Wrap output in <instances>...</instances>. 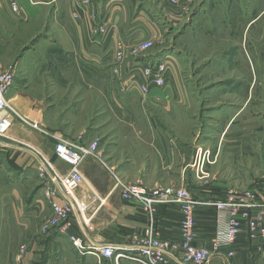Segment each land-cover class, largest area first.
Returning a JSON list of instances; mask_svg holds the SVG:
<instances>
[{
    "label": "crops",
    "instance_id": "0c3cea01",
    "mask_svg": "<svg viewBox=\"0 0 264 264\" xmlns=\"http://www.w3.org/2000/svg\"><path fill=\"white\" fill-rule=\"evenodd\" d=\"M10 1L0 0L5 23L12 29L18 21L40 24L46 32L39 36L44 39L43 47L54 51L44 55L43 60L59 61L58 70L53 66L51 72L46 67L47 75L58 77L59 83L53 81V87L37 90L35 98L31 97L37 107L53 109L51 115L46 111L38 116L36 123L45 126L52 122L53 130H44L48 135L86 145L98 142L96 157L86 159L80 166L84 183L77 195L86 203L96 196L93 207L101 205L94 214L86 213L85 224L72 218L62 228L42 233L41 225L51 217L52 210L43 196V183L36 168L46 157L13 145L19 135L14 127L0 138V264H136L128 258L115 261L80 253L69 239L80 237L85 247L122 245L123 253L131 255L132 238L143 234L148 219L138 203L121 199L113 189L112 174L122 182H140L145 188H185L193 200L201 203L194 213L199 237L194 246L207 245L217 215L205 203L224 201L229 192L237 189L235 178L217 166L224 139L229 136L225 130L233 126L238 108L232 105L218 112L226 115L234 110V115L224 121L225 128L218 135V127L214 129L209 139L202 126L205 116H198L204 109V97L195 95V87L181 83V68L173 57L149 60L125 53L123 63L116 65L114 52L118 43L131 46L162 41L163 33L154 14L155 0H15L18 15L10 11ZM195 4L192 0H158L159 9L166 13L171 26L183 23L188 30L181 34L182 43L190 39L189 30L198 26L218 27L222 34L203 35L200 31L191 36L196 38L192 40L195 43L202 37L206 43L220 44V36L234 38L239 30L243 40L238 53L244 54L245 48V56H252L247 37L252 29L264 30V0H204ZM74 13L77 18L72 17ZM91 16L95 20L91 21ZM94 27H103L105 32L92 33ZM160 59L167 65L165 87L153 88L145 97L139 92L145 79L135 68L154 65ZM112 72L117 81L108 84L107 77H112ZM125 75L127 81L121 87L120 79ZM130 79L136 86L126 87ZM229 89L223 100L232 98ZM213 96H209L210 103L216 100ZM214 104L210 107H221ZM207 118L213 119L210 115ZM221 123L218 118L216 124ZM196 149L209 154L208 160L215 159V163L204 165L209 174L207 181L196 180L195 170L190 168ZM231 155L228 152L230 159ZM57 162L53 166L58 171L68 169ZM54 201L63 203L61 197ZM179 218L176 205L157 208L156 226L164 240L178 242ZM228 249L220 250L211 264H264V240L250 239L245 231L239 233L229 249L233 257L227 256Z\"/></svg>",
    "mask_w": 264,
    "mask_h": 264
},
{
    "label": "rangeland",
    "instance_id": "374dc122",
    "mask_svg": "<svg viewBox=\"0 0 264 264\" xmlns=\"http://www.w3.org/2000/svg\"><path fill=\"white\" fill-rule=\"evenodd\" d=\"M199 1L203 2L204 0H192L193 4L196 3L195 5ZM154 3L157 7L154 14L161 27L163 39L161 42L156 40V43L151 41L150 48L139 56L149 60L172 59L171 57H173L180 65L181 83L186 87H195V95L199 94L204 97L201 102L204 109L198 116L200 118L205 116L202 125L205 126L204 132L208 135L205 137L209 138V135L213 134L214 129H217V127L218 131L215 133L218 135L225 128L226 122L224 121L234 115V110L231 114L226 115H218L219 111L224 112L223 109L229 106H237L238 113L234 117L233 126L230 130H225L226 133L229 131V136L224 139L225 142L222 145V154L217 168L228 171L230 177L235 178L236 191L255 188L264 177V30L252 29L250 31L246 44L250 48L252 56L248 57L245 56V52L248 53L245 48L244 54L238 53L243 40L239 30H237L234 38L220 36V44L206 43V39L202 37L199 42L195 43L192 40H196V38H191V36L200 31L203 35L222 34L218 27L211 26L210 28L201 29L198 26V29L189 30L188 38L190 39L186 38L187 40L182 43L181 34L188 30L183 28V23L172 27L166 19V13L159 9L158 0H155ZM5 22L2 13L0 14V66L2 68H15L14 85L10 91V97L18 96L10 102L13 109V124L19 130V135L12 144L25 147L38 157L39 155L40 157H46L47 161L55 166V163L58 162L51 152L55 141L38 130L40 128L50 132L53 130L54 124L52 122L45 126L40 123L36 124L38 116L46 114V111L51 115L53 109L37 107L36 102L31 97L35 98L37 90H42L44 87H53L51 85L53 81L58 80L59 83L60 79L47 75L49 71L46 70L47 67L52 72L53 66L57 69L59 61L43 60L44 55L52 54L54 51L51 48L43 47L44 39L39 36L42 33L46 34V32L40 24L33 21H18L17 26L12 29ZM245 41L246 36L244 37ZM161 59L156 64L150 65V67L154 68L162 63L164 72H166L167 65L164 62L160 63ZM114 72H112V77H107L108 84H113L114 80L117 81ZM120 80V86L122 87L123 82L127 81L126 75ZM130 86L127 83L126 87ZM228 89L231 90L232 98L230 100H227ZM225 94L227 97L226 100H223ZM211 95H214L213 97L216 99L213 103L209 102V100H212L211 97L209 98ZM29 100L33 101V106H30ZM214 103L221 105V107L211 108L210 104L215 105ZM208 115L212 116L213 119H208ZM215 117L220 118L222 123L216 124L218 118L214 120ZM35 124L37 128H34L33 125ZM10 133L11 130H8L6 136ZM197 150L199 149H196V152ZM196 152L193 163L196 161ZM228 152L232 154L231 159L227 156ZM214 160L208 161L212 164ZM190 180L194 189L197 190V186L193 184V179ZM179 188L181 187L157 186L145 189L147 191L160 190L164 192ZM140 209L144 213L141 206Z\"/></svg>",
    "mask_w": 264,
    "mask_h": 264
},
{
    "label": "built area",
    "instance_id": "2783aa9c",
    "mask_svg": "<svg viewBox=\"0 0 264 264\" xmlns=\"http://www.w3.org/2000/svg\"><path fill=\"white\" fill-rule=\"evenodd\" d=\"M9 8L13 14H19V6L15 0L10 1ZM72 17L77 18L78 16L74 13ZM90 20L95 19L91 16ZM91 31L101 34L105 32L103 27H94ZM151 45V41L131 46L118 43L114 52L116 65L123 63L125 53L129 57L137 58ZM135 69L140 71L139 73L145 79V85L139 86L141 95L146 97L150 94L151 89L165 87V72L162 63L154 68L150 65H139ZM14 79V67L2 68L0 66V138L6 136L13 123L10 91L14 85ZM129 84L134 86L132 79L129 80ZM36 124L33 125L34 128H37ZM38 130L45 133L43 129L39 128ZM48 136L55 141L53 155L68 169L65 172H60L46 159H43L41 165L36 168V174L43 183V196L49 201L52 210V216L41 225L42 233L50 229L62 228L72 218H77L80 223L85 224L88 221L85 218L86 213L89 211L94 214L101 205L93 207L98 200L96 196L91 203H86L83 198L77 195L84 183L80 166L86 159L96 157L98 142L86 145L59 135ZM208 158L209 154H202V150H197L196 161L190 166L195 170L197 180L205 181L209 177L204 170V165L209 162ZM112 178L113 189L119 192L123 201L136 202L141 206L148 219V225L141 236L132 238L133 242L129 248L130 256L123 253L125 248L122 245L85 247L80 237L71 236L69 238L71 244L80 253L115 261L128 258L136 264H211L214 256L220 250L230 249L233 246L242 231H245L250 239L261 238L264 240V177L255 190L231 191L224 201L205 203L216 211L215 229L207 245L196 246H194V242L199 237L194 213L201 203L193 200L185 188L164 192L160 190L147 191L140 182H122L113 174ZM58 197H61L62 204H57L54 201ZM168 204L178 207L180 215L178 242L164 240L156 226L157 208ZM229 249L227 256L233 257V253Z\"/></svg>",
    "mask_w": 264,
    "mask_h": 264
},
{
    "label": "bare ground",
    "instance_id": "6f19581e",
    "mask_svg": "<svg viewBox=\"0 0 264 264\" xmlns=\"http://www.w3.org/2000/svg\"><path fill=\"white\" fill-rule=\"evenodd\" d=\"M9 130H11V131H13L14 130V124L12 123V126L10 127V129ZM7 134V133H6ZM14 139V138H13Z\"/></svg>",
    "mask_w": 264,
    "mask_h": 264
}]
</instances>
